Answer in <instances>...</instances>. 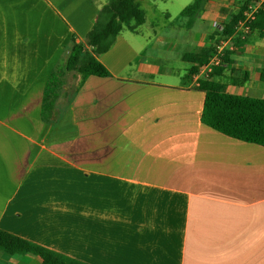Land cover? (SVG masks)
<instances>
[{"label":"crops","instance_id":"obj_1","mask_svg":"<svg viewBox=\"0 0 264 264\" xmlns=\"http://www.w3.org/2000/svg\"><path fill=\"white\" fill-rule=\"evenodd\" d=\"M107 2L0 0V230L87 264H264V147L201 122L182 58L213 49L243 0H203L191 25L188 4L164 29L144 15L99 56L109 77L62 84L41 137L48 77ZM229 51L212 79L263 97L264 38Z\"/></svg>","mask_w":264,"mask_h":264},{"label":"trees","instance_id":"obj_2","mask_svg":"<svg viewBox=\"0 0 264 264\" xmlns=\"http://www.w3.org/2000/svg\"><path fill=\"white\" fill-rule=\"evenodd\" d=\"M202 1L193 0L181 11L180 14L188 18L189 25L193 23L194 15ZM252 1L254 0H243L239 9L221 26L220 36L213 49L201 50L198 57L193 54L183 55L182 58L191 63L206 62L214 52L218 41L233 35L239 22L243 20L245 5ZM144 20V13L134 0H108L98 10L84 41L75 35L71 36L67 58L53 67L44 87L41 107V120L44 126L41 135L52 134L55 125L58 124L55 121L53 125L54 104L59 97L61 78L67 73H75L77 91L89 76L109 77L110 72L99 60V56L112 48L123 29L135 31ZM249 37L256 40L264 38V2L249 25L246 39ZM233 53L226 50L222 64L229 62V56ZM190 72L194 73L195 67L191 68ZM214 73L215 71L201 79L196 87L204 93L201 122L228 137L264 147V97L230 94L223 84L212 79ZM18 250L37 256L41 264H87L0 230V252L11 255Z\"/></svg>","mask_w":264,"mask_h":264},{"label":"built area","instance_id":"obj_3","mask_svg":"<svg viewBox=\"0 0 264 264\" xmlns=\"http://www.w3.org/2000/svg\"><path fill=\"white\" fill-rule=\"evenodd\" d=\"M263 2L264 0H254L247 3L242 13L243 20L239 22L233 35L227 39L219 40L209 59L206 62L195 65V72L191 74V80L196 87H198L201 79L208 77L222 65L226 50L235 49L238 43L246 40V35L249 33V25L255 19Z\"/></svg>","mask_w":264,"mask_h":264},{"label":"rangeland","instance_id":"obj_4","mask_svg":"<svg viewBox=\"0 0 264 264\" xmlns=\"http://www.w3.org/2000/svg\"><path fill=\"white\" fill-rule=\"evenodd\" d=\"M136 2L140 3V6L145 3V9L142 8V12L146 16L148 20V27L149 25L152 26H159V28L164 29V27H169L172 25H178L183 22L184 17L179 16L180 10L190 2V0H136ZM140 27L136 28V30H139ZM124 30V31H123ZM123 34L126 35V33H132L128 31V29H123ZM135 30V31H136ZM133 31V32H135ZM169 45L165 47V51H168ZM152 50L145 49L144 54L148 55ZM71 74V73H70ZM69 73L65 74V76L62 79V84L65 83L66 85H71V83L74 82V80L77 78V75L72 72L70 75ZM242 96H246L244 94H240ZM262 95V94H261ZM249 96H257L255 93H249ZM264 97V94H263ZM57 104V105H56ZM55 106L57 114H59V111L64 112L61 108H58V103H56ZM64 108V106L62 107ZM56 116V115H55ZM58 125V124H57ZM57 125L56 128H57ZM44 135H41V137H44Z\"/></svg>","mask_w":264,"mask_h":264}]
</instances>
